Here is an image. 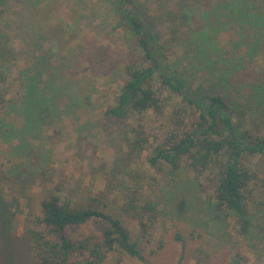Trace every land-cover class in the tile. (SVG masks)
Returning a JSON list of instances; mask_svg holds the SVG:
<instances>
[{
  "label": "rangeland",
  "instance_id": "374dc122",
  "mask_svg": "<svg viewBox=\"0 0 264 264\" xmlns=\"http://www.w3.org/2000/svg\"><path fill=\"white\" fill-rule=\"evenodd\" d=\"M144 4V19L151 24L159 43L168 47L166 57L172 62L181 58L179 68L187 67L194 73L196 95L215 93L208 81V64L194 57L189 44L190 31L201 29L206 5L195 11L193 0H146ZM41 7L49 9V26L60 23L77 35L81 66L74 73H81L84 90L96 91L90 104L84 98L83 107L73 114H63L53 126L42 127L40 139L30 140L29 150L0 140V264H38L29 252L27 228L34 227L32 217L41 215L40 203L54 194L55 187L61 190L58 194L62 203L73 197L83 204L86 198L105 192V203L122 221L144 258L141 261L112 254L104 264H232L236 257L241 258L240 264H264V155H245L243 159V165L257 176L246 194L251 227L243 235L233 214L213 208L217 185L213 172L194 173L186 160L175 173L166 164L151 166L147 162L155 144H161L171 133L180 134L183 125L195 118L185 106L178 123L174 112L181 98L157 75L150 84L159 99V109L141 114L144 148L132 150L138 122L135 114L125 120L103 116L104 108L115 104L125 77L121 71L117 75L120 80L100 76L90 67L104 68L108 61L102 58L109 51L117 54L115 62L120 63L125 58L122 51L132 45L121 31H111L113 22L103 16L98 0H43ZM16 19L8 21L11 32L5 34L10 40L8 51L17 53L27 48L15 30ZM231 33L222 31L216 39L226 43ZM51 45L36 42L43 57L36 69L43 80L53 78L52 66L58 60L47 52ZM233 47L227 44L222 51L230 52ZM216 53L224 56L218 51L214 56ZM14 56L8 54L3 65L9 73L10 92L17 93L18 72L32 67L33 61H19L16 66ZM262 83L264 57L236 74L223 92L232 104L233 122L251 135L264 136V96L259 94ZM133 198L135 209L125 212ZM148 200L155 204L154 217L142 212L143 202Z\"/></svg>",
  "mask_w": 264,
  "mask_h": 264
},
{
  "label": "trees",
  "instance_id": "16d2710c",
  "mask_svg": "<svg viewBox=\"0 0 264 264\" xmlns=\"http://www.w3.org/2000/svg\"><path fill=\"white\" fill-rule=\"evenodd\" d=\"M41 1L0 0V140L17 143L25 149L30 147V140L40 139L42 127L53 126L63 114H73L83 107L84 98L90 104L96 91L84 90L81 73H74L81 66L78 60L82 51L77 45V35L60 23L49 26L46 23L49 9L41 7ZM144 1L98 0L103 16L113 22L111 31H121L132 45L122 51L125 58L120 63L115 62L117 54L109 51L102 58L108 61L104 68L90 67L100 76L120 80L117 75L121 71L125 77L115 104L105 107L102 114L115 120H125L135 114L138 122L132 150L144 148L141 114L159 109V99L150 84L157 75L163 85L181 98L174 112L178 123L185 106H189L195 118L183 125L180 134L171 133L161 144H155L147 162L151 166L166 164L175 173L182 160H186L194 173L213 172L217 179L214 210L233 214L242 234L247 235L251 221L246 194L257 176L243 165V159L245 155H264V136L251 135L233 122L232 104L223 92L236 74L264 57V0H215V3L193 0V10L199 11L203 5L207 8L202 13L201 29L190 31L189 44L194 49V57L209 66L208 81L215 87V93L209 95L198 92L196 95L194 73L187 67L179 68L181 58L172 62L166 57L168 47L159 43L151 24L144 19ZM15 16V30L27 48L17 53L8 51L10 40L5 34L11 32L8 21ZM222 31L232 32L226 43L216 39ZM37 40L51 43L47 52L58 58L52 66V79L43 80L36 69L37 62L43 58L37 50ZM67 44L70 45L66 47ZM227 44H234L233 50L222 51ZM215 51L224 56L217 53L214 56ZM12 53L16 66L19 61H33L32 67L18 72L17 93L10 92L9 73L3 65L5 57ZM259 94L264 96V83L259 87ZM133 159H137L136 154ZM54 189V194L41 201V215L32 217L34 227L27 228L29 252L38 264H104L112 254L144 261L122 221L105 203V192L86 198L83 204L73 197H67L62 203L60 188ZM134 199L124 208L125 212L135 209ZM183 208L181 199L179 210ZM141 209L149 217L157 214L155 204L149 200L143 202ZM233 259L232 264H240L241 258Z\"/></svg>",
  "mask_w": 264,
  "mask_h": 264
}]
</instances>
